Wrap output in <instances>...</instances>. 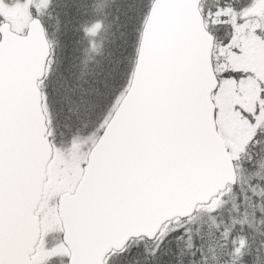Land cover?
<instances>
[{"label": "snow or ice", "instance_id": "snow-or-ice-1", "mask_svg": "<svg viewBox=\"0 0 264 264\" xmlns=\"http://www.w3.org/2000/svg\"><path fill=\"white\" fill-rule=\"evenodd\" d=\"M0 264H264V0H0Z\"/></svg>", "mask_w": 264, "mask_h": 264}]
</instances>
